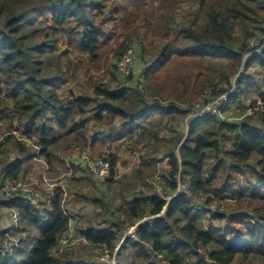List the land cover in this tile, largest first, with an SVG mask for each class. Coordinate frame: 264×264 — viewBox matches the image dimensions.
Returning a JSON list of instances; mask_svg holds the SVG:
<instances>
[{"label":"trees","instance_id":"16d2710c","mask_svg":"<svg viewBox=\"0 0 264 264\" xmlns=\"http://www.w3.org/2000/svg\"><path fill=\"white\" fill-rule=\"evenodd\" d=\"M188 2L189 13L179 11ZM143 21L163 38L179 31L181 44L156 54L142 46L140 74L57 92L72 46L98 60V71L116 69L135 36L124 32L114 46L110 24L128 31L145 28ZM0 73L15 103L10 131L27 134L0 141V206L19 217L0 229V264H111L100 258L113 256L121 234L142 220L121 243L117 264H264V111L247 114L264 102V0H0ZM200 97L214 103L213 115L193 116ZM128 141L142 164L130 178H118L114 153L101 185L82 161L71 176L81 188L97 185L73 196L92 215L66 208L62 186L42 204L2 197L3 183L20 180L32 156L50 166L64 142L105 149ZM164 157L170 166L159 192L144 171H156ZM183 183L188 190H179ZM212 197L238 206L209 209ZM246 198L256 209L244 206Z\"/></svg>","mask_w":264,"mask_h":264},{"label":"rangeland","instance_id":"374dc122","mask_svg":"<svg viewBox=\"0 0 264 264\" xmlns=\"http://www.w3.org/2000/svg\"><path fill=\"white\" fill-rule=\"evenodd\" d=\"M159 2H156L158 4ZM183 6L180 7L181 12H185L187 10V13H189V10L192 9V6H194L192 3H184ZM149 7L148 5H145L144 10H147L146 8ZM130 14V13H128ZM137 22L135 23L136 26ZM143 26L145 28H137V27H130L128 31H125L124 26L116 27L114 23L110 24V33L115 28V31L117 32V35L112 39V45H116L118 41L116 40L117 36H122L121 34H125L128 32H131L135 39L132 41V48L134 49V66L132 67V73L138 72L141 73V65L138 60L140 48L142 46H145L147 49L153 50L154 54L157 53L155 49L162 50L164 47L168 46H178L181 44V40L178 37L177 34L179 31L175 32L172 36L163 38L160 34H154L153 31L150 28V25L146 24L144 21L142 22ZM179 30V29H178ZM255 39H253V42L251 41L250 44L255 43ZM111 48V47H110ZM130 48V47H129ZM73 50V51H72ZM69 56L71 58V71L69 76L59 84L58 88L56 89L57 92L65 93V95H69L72 90L77 89L79 81H90L91 78L93 79H101L105 78L109 82L112 80L113 76L117 78L120 77V74L118 72V68H112L109 64H105L102 70L98 71V60L97 61H88L87 57L83 55V53H80L77 49H74V47H71V51L69 53ZM248 56V54L246 55ZM114 58L112 57V60ZM120 60H116V62L119 64ZM83 68L81 69L80 67ZM112 69V72L110 70ZM1 74V73H0ZM113 74V75H112ZM240 76V75H239ZM238 76V77H239ZM238 77H235L234 81H238ZM92 83V82H91ZM8 91L6 85L1 84L0 85V111L2 112L0 114V141L3 140L6 136H11L13 133H15L17 136H27L25 133V128L19 129L17 131H10L12 127H16L15 120L17 118V115H15V108H14V101L8 97ZM227 95V94H225ZM179 102H181L179 100ZM262 101L259 100L257 102V105L253 109H248L247 114H251L255 111L256 108H259L263 106L261 103ZM210 105H203V98L200 97L197 100L194 101V105H192L193 109H196L195 115H198L199 113L214 109L213 107H209ZM260 111H262L261 108H259ZM262 113V112H261ZM193 114V113H192ZM193 114V116H195ZM191 115V114H190ZM190 115L188 118H190ZM184 127H188L189 125V119H186L184 121ZM131 141H128V143H118V144H111L109 143L107 145L108 148L101 149V147L93 146L87 149L82 148L81 145H72L71 142H64L63 147L59 144V149L56 150L52 154L53 162L50 163L51 165L48 166L46 160L42 158H35L30 157V160H32V165L28 169L26 173L22 174V178L18 181H15L13 183L12 181H6L2 185V191L4 192V195L2 192V197L5 198L6 196H12L15 195L16 192H19L20 195L23 196V194L28 195V198L31 199V201L34 204H42L44 202H48V197L50 196V193L52 190L56 187L58 184H65L71 186L73 190H78L80 187L79 182L75 180H71V176L68 173L74 172L77 170V168L72 164V161L79 162L82 161L84 165H88V159L89 160H102L104 162H111V156L109 154H117L118 155V162L115 168V171L118 173V178H120L123 175L129 176V178L132 176V172L142 164H140L138 160V156L136 154L137 151L133 149V144L130 143ZM99 144V142H97ZM29 146L31 147V144L33 147L32 153L38 150L39 147H37L34 144V140L28 141ZM145 146V145H144ZM142 147V146H141ZM10 161L12 158H14V153L10 156ZM7 163V162H6ZM6 165V164H5ZM156 171L150 170L149 168H145V176H148V182L151 185H154L158 189L159 192H164L166 189V186L164 188L165 184L161 181L162 177L167 174L169 163L167 161V158L164 157L163 160H160L157 162L156 165ZM155 174V176H153ZM76 177H79V172L75 174ZM98 178H102L103 176L98 175ZM238 176L244 177V175L238 174ZM70 179V180H69ZM101 184V180L103 179H96ZM8 183V184H7ZM11 184L8 189L9 193L7 192V185ZM22 185L20 188H26L30 190L29 192H26L23 189L14 190V187ZM184 185L187 184H181L179 186V190H188L183 189ZM97 186V185H95ZM187 188L188 185H187ZM262 188L264 189V185H262ZM15 191V192H14ZM82 192L88 191L90 193V188H81ZM65 199L63 201V204L66 205L68 202H70V206L73 210L77 211L79 208L84 207L82 203L76 204L75 206H72V201H75V198H72V196H68L66 192H64ZM212 203L211 206L207 207L209 209H216L218 207L224 208L225 206H232L233 208H236L238 206V203L236 201H228V200H220L219 198L212 197L211 199ZM204 202H207V199L204 200ZM244 206L247 207L249 210L256 209L252 204H250L249 198H246L244 200ZM89 212H92L91 207H87ZM166 209V207H165ZM12 208L6 207V206H0V229L6 230L11 226V223L13 220L19 218H14L12 212ZM92 215V214H89ZM13 218V220H12ZM143 221V220H142ZM142 221L138 222V224L142 223ZM137 224V225H138ZM137 225L132 228L133 231H135ZM128 232V231H127ZM125 233L121 234V237L123 238V235ZM74 236L73 232L70 231V233L66 236H64V240L67 238L72 239ZM10 240H13V237H9ZM77 241H80L81 238H76ZM121 241V240H120ZM122 244H124V241H121ZM213 247L211 246L208 249H206L205 253L206 255H209L210 252L213 250ZM132 258H136L135 256H132ZM100 260L111 262L112 264H115L119 261V256L114 254L112 257H108L107 255H104L103 258H100Z\"/></svg>","mask_w":264,"mask_h":264},{"label":"built area","instance_id":"2783aa9c","mask_svg":"<svg viewBox=\"0 0 264 264\" xmlns=\"http://www.w3.org/2000/svg\"><path fill=\"white\" fill-rule=\"evenodd\" d=\"M259 52V51H258ZM132 54H133V49L129 48V50L126 52V54L124 55L122 61L119 63V74L122 75V76H127L129 74H131L132 72V65H133V60H132ZM226 101L227 100V95L225 94H222L218 97V99L214 102V103H217L220 102V101ZM214 103H211V104H208L210 105L209 107H213L214 108ZM261 108L264 110V104L263 106H261ZM216 111V109H212V110H209L208 112L206 111L205 113L201 112L199 113L198 115H195V116H201V115H213L214 112ZM90 163V167H91V170L95 173V174H100V175H107L109 172H110V169H111V166H110V163L109 162H104L102 160H90L89 161ZM184 184H187V183H184ZM11 184L7 185V192L9 193V189L8 187L10 186ZM188 185V184H187ZM187 185H184V189H188L187 188ZM22 185L20 184L19 186H16L14 187V190H19V189H23L25 190L26 192H29L30 190L26 189V188H20ZM189 187V185H188ZM15 192V191H14ZM30 202H32L30 200ZM33 203V202H32ZM14 218H17V211H14V214H13ZM18 219V218H17ZM70 231L73 232L74 234V231H73V228H69L68 231H66L62 237V241L65 243L66 240H64V236L68 235L70 233ZM133 232V230H129L128 232H126L124 235H123V238H121V241H124L125 238L127 236H129L131 233ZM121 241H120V244L117 246L116 250L120 247L121 245ZM109 257V255H107ZM116 264V263H115Z\"/></svg>","mask_w":264,"mask_h":264},{"label":"crops","instance_id":"0c3cea01","mask_svg":"<svg viewBox=\"0 0 264 264\" xmlns=\"http://www.w3.org/2000/svg\"><path fill=\"white\" fill-rule=\"evenodd\" d=\"M72 164L76 167V168H79L80 169V164H79V162H75V161H72ZM69 175H72L73 174V172H71V173H68ZM80 175V174H79ZM71 178V180H73V177H70ZM70 180V179H69ZM77 182H79V181H77ZM13 183H15V182H13ZM65 184H66V182H64ZM8 184V183H7ZM65 184H58V185H56V187H58V186H62V189H65V187L67 188L66 190H65V192H66V194L68 195V196H72V198H74L73 196H81L82 194H81V192H79L80 190H81V187H79L78 188V190H73L72 188H71V186H69V185H65ZM79 185H81V182H79ZM101 185V184H100ZM91 189V191H95L96 189H97V186H93L92 188H90ZM55 191V188L52 190V192L50 193L51 195H53V192ZM71 192V193H70ZM15 195H19L20 197H24L25 199H28V200H31V199H29L28 198V195H25V194H23V196L22 195H20V193L19 192H16L15 193ZM15 195H12V196H15ZM76 202V200L74 201H72V204L73 203H75ZM66 208H68V209H72V207L70 206V202H68L66 205H64ZM73 206H75V204H73ZM13 209V208H12ZM73 210V209H72ZM93 210V209H92ZM73 212H75V210H73ZM78 214H83V215H88L89 216V214H92V212H89V210L87 209V206H84V207H81V208H79V210H78ZM135 225H133V227H134ZM73 227V226H72ZM132 227V226H131ZM74 228V227H73Z\"/></svg>","mask_w":264,"mask_h":264},{"label":"clouds","instance_id":"9594fccd","mask_svg":"<svg viewBox=\"0 0 264 264\" xmlns=\"http://www.w3.org/2000/svg\"><path fill=\"white\" fill-rule=\"evenodd\" d=\"M131 49H133L132 47H130ZM129 50V48L127 49V51ZM126 51V52H127ZM126 54V53H125ZM133 55H134V49H133V54H132V60H133V65H132V67L134 66V59H133ZM124 57V56H123ZM123 59V58H122ZM122 59H121V61H122ZM120 61V62H121ZM119 62V63H120ZM117 68H118V70H119V64L117 65ZM227 94V98H228V95H229V93H226ZM228 100V99H227ZM262 104H264V102H261ZM259 108H261V107H259ZM262 109V108H261ZM262 111H264L263 109H262ZM89 159H88V163H89ZM109 163H110V166H111V169H112V164H111V162L110 161H108ZM89 165H90V163H89ZM87 169L89 170V171H91V172H93L92 170H91V167L90 166H88L87 165ZM111 169H110V172H111ZM110 172L107 174V175H101V176H103L102 178H98V176H97V174H95L94 172V175H95V179H105V178H107L109 175H110ZM98 175H100V174H98ZM102 181V180H101ZM184 184V183H183ZM181 185V184H180ZM183 189H184V187H183ZM14 211H16V210H14ZM13 210H12V212H14ZM70 228H73V227H70ZM130 230H132V228L130 229ZM75 233V232H74ZM128 237V236H127ZM120 248V247H119ZM119 248L116 250V252L114 253V254H116L117 255V251L119 250ZM110 257H112V256H109V258ZM111 263V262H110ZM112 264V263H111ZM117 264V263H116Z\"/></svg>","mask_w":264,"mask_h":264}]
</instances>
